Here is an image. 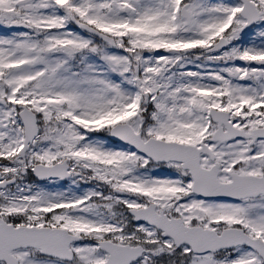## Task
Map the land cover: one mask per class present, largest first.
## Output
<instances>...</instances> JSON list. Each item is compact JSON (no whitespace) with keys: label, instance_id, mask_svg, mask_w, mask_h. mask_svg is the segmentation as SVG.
<instances>
[{"label":"snow or ice","instance_id":"6c2138e0","mask_svg":"<svg viewBox=\"0 0 264 264\" xmlns=\"http://www.w3.org/2000/svg\"><path fill=\"white\" fill-rule=\"evenodd\" d=\"M0 264H264V0H0Z\"/></svg>","mask_w":264,"mask_h":264}]
</instances>
